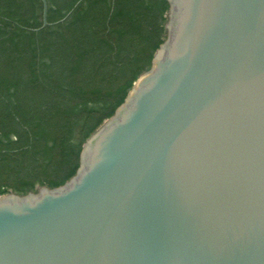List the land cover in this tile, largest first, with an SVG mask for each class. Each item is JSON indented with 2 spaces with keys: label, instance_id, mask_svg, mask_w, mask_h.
I'll use <instances>...</instances> for the list:
<instances>
[{
  "label": "water",
  "instance_id": "obj_1",
  "mask_svg": "<svg viewBox=\"0 0 264 264\" xmlns=\"http://www.w3.org/2000/svg\"><path fill=\"white\" fill-rule=\"evenodd\" d=\"M167 1L76 176L0 196V264H264V0Z\"/></svg>",
  "mask_w": 264,
  "mask_h": 264
},
{
  "label": "trees",
  "instance_id": "obj_2",
  "mask_svg": "<svg viewBox=\"0 0 264 264\" xmlns=\"http://www.w3.org/2000/svg\"><path fill=\"white\" fill-rule=\"evenodd\" d=\"M47 1L0 0V196L75 177L167 38V0Z\"/></svg>",
  "mask_w": 264,
  "mask_h": 264
}]
</instances>
